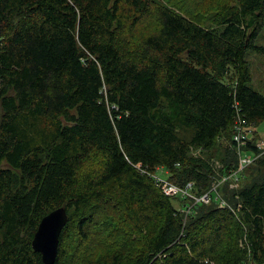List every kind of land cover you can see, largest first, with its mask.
<instances>
[{"label":"trees","instance_id":"obj_1","mask_svg":"<svg viewBox=\"0 0 264 264\" xmlns=\"http://www.w3.org/2000/svg\"><path fill=\"white\" fill-rule=\"evenodd\" d=\"M152 15L159 29L131 47ZM213 20L154 0H0V264H44L32 241L61 207L55 264H83L67 256L72 237L110 250L97 264H264V155L238 189L218 186L235 211L212 192L239 166L238 113L261 138L264 96L247 57L264 54V0ZM94 154L102 170L82 183ZM142 170L211 200L167 196Z\"/></svg>","mask_w":264,"mask_h":264},{"label":"rangeland","instance_id":"obj_2","mask_svg":"<svg viewBox=\"0 0 264 264\" xmlns=\"http://www.w3.org/2000/svg\"><path fill=\"white\" fill-rule=\"evenodd\" d=\"M158 5L167 6L179 14L185 15L192 19L196 23L201 24L204 27H212L214 25V17L218 12H221L226 7L234 6L237 4L238 0H154ZM159 29V23L156 17L152 15L149 18L144 19L143 22L138 24L133 32V36L130 40L131 47H136L138 43L148 35L153 34ZM257 45L264 47V28L260 32ZM250 66L251 73L253 76L252 86L255 91L259 92L264 96V54L250 53L247 57ZM256 130V129H255ZM258 135L264 139V120L260 122L257 126ZM194 153L198 155V151L194 150ZM213 169L219 174L218 171L221 168V164L216 161L213 162ZM103 160L98 154L92 155V157L85 163L80 174L79 181L85 182L89 178H95L102 170ZM157 174L164 180H168V177L164 172L158 171ZM218 177V176H217ZM216 177V178H217ZM242 185V183H241ZM240 185V186H241ZM117 225V224H114ZM75 233L72 234V236ZM104 245L112 244V238L109 237L107 233H103ZM65 250L68 253V258L76 259L74 261H83V264H97L100 259H104L105 256L110 255V250L103 247H93L88 244L84 245L85 249H82V245L79 244V239L72 237L64 243ZM103 245V246H104ZM99 248H101L99 250ZM96 249V251H92ZM99 250L100 255L95 256L96 252ZM98 253V252H97ZM79 257V258H78ZM92 258V261L91 259ZM251 264V263H246Z\"/></svg>","mask_w":264,"mask_h":264},{"label":"built area","instance_id":"obj_3","mask_svg":"<svg viewBox=\"0 0 264 264\" xmlns=\"http://www.w3.org/2000/svg\"><path fill=\"white\" fill-rule=\"evenodd\" d=\"M255 126L251 124L248 120L243 119V117L238 113L234 121V132H233V141L235 144L236 153L239 159V166L237 169L230 171L228 174L222 176V179L217 182L213 188L212 192L217 195V200L220 203V207L230 208V204L222 198L218 192V186L230 182L231 189H238L244 179V174L246 169L250 167L257 158L264 155V139H257L255 142H252L255 134ZM253 143V146L250 144ZM139 169H141L139 167ZM142 173L148 174L155 183L162 189V191L171 197H184L191 198L198 202H204L208 204L211 200V195L209 193L203 195L200 198L195 197L192 194V188L194 183L190 182L186 185L185 188H180L168 180L162 179L157 173H148L147 171L142 170ZM232 208V207H231ZM238 208H241V205H238ZM191 207L187 209V213L190 211ZM233 211H235L232 208Z\"/></svg>","mask_w":264,"mask_h":264},{"label":"water","instance_id":"obj_4","mask_svg":"<svg viewBox=\"0 0 264 264\" xmlns=\"http://www.w3.org/2000/svg\"><path fill=\"white\" fill-rule=\"evenodd\" d=\"M69 222L67 209L58 208L44 216L32 241L33 250L42 256L44 264H55L60 237ZM251 264H256L252 262Z\"/></svg>","mask_w":264,"mask_h":264}]
</instances>
